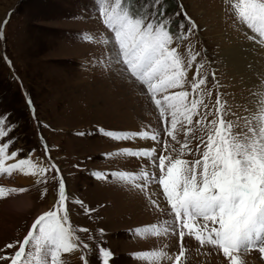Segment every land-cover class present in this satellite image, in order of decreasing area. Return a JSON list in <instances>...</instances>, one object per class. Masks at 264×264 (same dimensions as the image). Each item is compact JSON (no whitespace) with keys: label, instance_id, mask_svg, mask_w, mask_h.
<instances>
[{"label":"rangeland","instance_id":"1","mask_svg":"<svg viewBox=\"0 0 264 264\" xmlns=\"http://www.w3.org/2000/svg\"><path fill=\"white\" fill-rule=\"evenodd\" d=\"M235 2L122 0V7L130 14L162 13L157 18L177 36L181 24L184 32L191 27L185 14L191 18L196 27L187 39L179 41L178 48L185 63L196 57L187 79L191 80L197 69L198 78L206 77V84L198 90L208 105L207 109L201 105L199 111L212 113L205 124L216 118L219 96L227 113L224 119L233 122V133L247 127L246 120L237 117L249 118L257 128L264 120V78L247 83L234 72L232 60L225 58V48L232 47V42H242L247 34L232 7ZM112 4L114 0H108V5ZM99 7L100 0H0V119L5 120L11 136L10 151L20 150L18 158L30 156L40 164L54 162L64 178L70 223L80 240L89 245V250L63 254L64 264H83L81 255L88 264H103L100 247L113 253L110 264H156L134 258V254L178 251V237L169 240L137 233L136 229L159 224L165 218L152 204L156 193L160 207L167 212L162 190L157 184L141 190L136 186L143 182L141 179L126 181L112 174L123 171L142 175L140 168L130 166L138 161L123 155V149L162 146L139 137L116 141L98 129L114 133L159 129L173 157L179 154L180 145L163 133L164 125L146 94V86L135 78H126L116 70L118 65L110 63L114 35L100 18ZM240 56L245 54L241 52ZM185 88L192 92L190 85ZM199 118L194 116L193 124L187 126L192 130L183 159L200 158L198 144L203 151L201 138L207 139V129L205 124L195 123ZM178 139L183 141V132ZM45 141L50 149L46 155L42 147ZM3 142H8V137ZM95 173H105L107 178H97ZM45 175L47 182L21 173L0 175V187L25 189L0 197V249L4 250L0 255L14 253L15 249L5 246L22 241L34 220L53 209L58 198L57 181L54 172ZM81 228L89 231H78ZM185 245L182 264H222V254L210 246L201 248L187 236ZM241 259L243 264H264L258 250L243 253Z\"/></svg>","mask_w":264,"mask_h":264},{"label":"snow or ice","instance_id":"2","mask_svg":"<svg viewBox=\"0 0 264 264\" xmlns=\"http://www.w3.org/2000/svg\"><path fill=\"white\" fill-rule=\"evenodd\" d=\"M232 7L239 22L251 31L248 39L264 44V0H236ZM160 15L162 13L153 11L146 16H138L124 9L122 0H114L111 6L108 0H100L99 16L114 35V49L109 53L110 63L118 65L116 70L126 78H135L146 86V94L150 96L164 125L163 133L180 145L179 154L173 157L168 153L170 145L167 140L161 139L159 129L136 133L98 129V132L116 141L139 137L162 146L159 149L155 146L123 149V155L138 161L142 175L138 177L135 172L123 171L112 174L126 181L141 179L143 182L136 185L141 190L149 184H157L162 190L163 199L168 205L167 212L160 207L156 193L153 195H157V199L152 200V204L164 213L165 218L159 224L136 229L137 233L164 236L169 240L178 237V251L142 252L134 254V258L153 260L156 264L165 261L182 264L187 250V236L194 238L201 248L210 246L222 254V264H243L241 256L251 250H258L261 259H264V120L257 128L252 126L249 118L237 117L245 119L247 127L233 133V122L224 119L227 113L221 107L218 96L216 118L205 124L212 113L199 111L201 105L205 109L208 105L198 90L206 84V77L198 78L197 69L196 75L188 80V69L196 57L192 56L185 63L178 51L179 41L187 39L196 25L185 14L191 27L184 32V25L181 24V33L177 36L157 18ZM212 76L215 79V72ZM186 85H190L192 92L186 90ZM173 89L179 91L173 92ZM194 116L200 117L195 122L197 125L205 124L207 139L201 138L202 152L199 144L196 147L200 158L186 160L182 157L189 146L188 134L192 130L187 126L193 124ZM180 132L184 133L183 141L178 139ZM5 137H8V142H3ZM10 143L11 136L5 128V120L0 119V175L21 173L38 177V182H47L45 174L52 171L55 173L53 179L57 181L58 198L52 210L34 220L22 241L5 246V249L15 251L0 255V261L8 264H64L63 254L89 250V245L80 240L77 229L70 223V210L66 207L69 197L60 169L54 162L40 164L30 156L18 158L20 150L10 151ZM42 147L45 154L50 152L46 141ZM173 151L177 150L173 148ZM94 175L107 178L105 173ZM16 191L25 189L0 187V197ZM78 203L82 205V202ZM78 231L89 230L81 228ZM99 256L103 264H110L113 253L100 247ZM80 259L83 264H88L84 255Z\"/></svg>","mask_w":264,"mask_h":264},{"label":"bare ground","instance_id":"3","mask_svg":"<svg viewBox=\"0 0 264 264\" xmlns=\"http://www.w3.org/2000/svg\"><path fill=\"white\" fill-rule=\"evenodd\" d=\"M249 35H251V31L247 29L246 37L242 42H232V47L225 48V58L227 60H232V62H230L231 66L239 77H242L247 83H256L259 82V77L264 78V44L249 40ZM241 52L245 54V57L241 58ZM261 107H264V105ZM31 159H33V157H31ZM131 162L134 161L131 160ZM134 163L130 166L132 168L135 167V169L139 168L138 162ZM253 255L254 254H252V256Z\"/></svg>","mask_w":264,"mask_h":264},{"label":"crops","instance_id":"4","mask_svg":"<svg viewBox=\"0 0 264 264\" xmlns=\"http://www.w3.org/2000/svg\"><path fill=\"white\" fill-rule=\"evenodd\" d=\"M35 159H38V158H35ZM44 164H48V162L44 161ZM33 179V178H32Z\"/></svg>","mask_w":264,"mask_h":264}]
</instances>
